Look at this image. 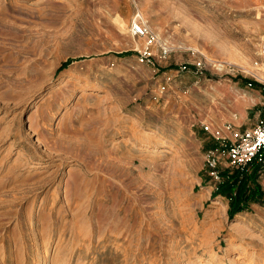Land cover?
<instances>
[{
	"label": "rangeland",
	"instance_id": "rangeland-1",
	"mask_svg": "<svg viewBox=\"0 0 264 264\" xmlns=\"http://www.w3.org/2000/svg\"><path fill=\"white\" fill-rule=\"evenodd\" d=\"M263 39L264 0H0V264H264L205 165Z\"/></svg>",
	"mask_w": 264,
	"mask_h": 264
},
{
	"label": "built area",
	"instance_id": "built-area-1",
	"mask_svg": "<svg viewBox=\"0 0 264 264\" xmlns=\"http://www.w3.org/2000/svg\"><path fill=\"white\" fill-rule=\"evenodd\" d=\"M132 35L145 37L147 47L158 44L157 36L148 29L141 18L133 23L131 29ZM161 53L166 54V46L159 45ZM147 56H150L148 54ZM259 72L254 80L264 91V39L259 47ZM186 66L182 65L179 70H185ZM208 129V127H205ZM220 138V151L211 152L206 156L205 165L211 176L216 177L220 161L225 160L226 169L244 170L253 162L264 165V98L259 103L258 117L255 124L250 128H235L231 123H224L221 129L215 132Z\"/></svg>",
	"mask_w": 264,
	"mask_h": 264
},
{
	"label": "trees",
	"instance_id": "trees-1",
	"mask_svg": "<svg viewBox=\"0 0 264 264\" xmlns=\"http://www.w3.org/2000/svg\"><path fill=\"white\" fill-rule=\"evenodd\" d=\"M259 165L255 162L249 165L250 171L244 170H233V172L228 174V170L221 172L224 182L217 188L220 194L225 195L229 200V214L239 213L244 210V206L241 205V201L245 198L260 200L264 192L260 189L259 185L256 183V178L259 172ZM235 190L232 194L231 191Z\"/></svg>",
	"mask_w": 264,
	"mask_h": 264
},
{
	"label": "crops",
	"instance_id": "crops-1",
	"mask_svg": "<svg viewBox=\"0 0 264 264\" xmlns=\"http://www.w3.org/2000/svg\"><path fill=\"white\" fill-rule=\"evenodd\" d=\"M249 96H250L249 103L248 102L245 103V101H243V104L241 105L239 109L232 105V108H234V111H236V114H233V116L231 117L227 116L228 118L227 122L231 123L235 128H238V127L250 128L255 124V121L258 117V109L256 108V110L253 112L252 111L248 112V110H251L252 107L257 106L261 102V100L264 98V96H261L258 93H252V94L250 93ZM249 114H252L251 120L253 121H251V123H248Z\"/></svg>",
	"mask_w": 264,
	"mask_h": 264
},
{
	"label": "bare ground",
	"instance_id": "bare-ground-1",
	"mask_svg": "<svg viewBox=\"0 0 264 264\" xmlns=\"http://www.w3.org/2000/svg\"><path fill=\"white\" fill-rule=\"evenodd\" d=\"M209 60H211V61H214V62H217V60L216 59H214V58H211L210 57V59ZM219 62H220V60H219ZM260 68V67H259Z\"/></svg>",
	"mask_w": 264,
	"mask_h": 264
}]
</instances>
